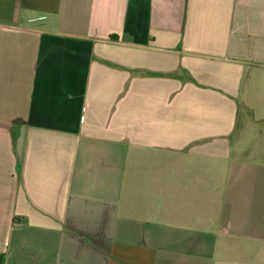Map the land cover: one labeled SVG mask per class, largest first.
Masks as SVG:
<instances>
[{
	"label": "crops",
	"instance_id": "obj_1",
	"mask_svg": "<svg viewBox=\"0 0 264 264\" xmlns=\"http://www.w3.org/2000/svg\"><path fill=\"white\" fill-rule=\"evenodd\" d=\"M0 255L264 264V0H0Z\"/></svg>",
	"mask_w": 264,
	"mask_h": 264
},
{
	"label": "trees",
	"instance_id": "obj_2",
	"mask_svg": "<svg viewBox=\"0 0 264 264\" xmlns=\"http://www.w3.org/2000/svg\"><path fill=\"white\" fill-rule=\"evenodd\" d=\"M110 37H115L114 35H110ZM3 261H4V257L3 255H0V264H3Z\"/></svg>",
	"mask_w": 264,
	"mask_h": 264
},
{
	"label": "rangeland",
	"instance_id": "obj_3",
	"mask_svg": "<svg viewBox=\"0 0 264 264\" xmlns=\"http://www.w3.org/2000/svg\"><path fill=\"white\" fill-rule=\"evenodd\" d=\"M250 118H251L250 120H253L252 116Z\"/></svg>",
	"mask_w": 264,
	"mask_h": 264
}]
</instances>
